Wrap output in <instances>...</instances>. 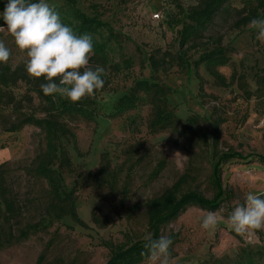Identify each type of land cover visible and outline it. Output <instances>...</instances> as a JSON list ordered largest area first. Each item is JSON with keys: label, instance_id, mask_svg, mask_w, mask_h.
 <instances>
[{"label": "rangeland", "instance_id": "obj_1", "mask_svg": "<svg viewBox=\"0 0 264 264\" xmlns=\"http://www.w3.org/2000/svg\"><path fill=\"white\" fill-rule=\"evenodd\" d=\"M71 1L79 11L88 16L97 14L105 23L101 34L108 40L109 59L104 87L86 98L92 120L61 117L76 135L77 150L64 141L71 167L63 168V175L65 187L74 192L80 223L72 216L55 220L46 213L48 187L35 171L44 150L42 131L29 125L8 131L23 115H44L34 78L19 71L15 83L0 85V91L7 95L0 106V199L6 210L0 226V264H35L40 255L44 256L42 264H106L114 245L142 241L149 234L146 202L162 194L186 171L191 152L195 153L191 188L211 196L210 149L208 152L190 133L186 135V119L193 115L199 116L194 126L208 142L213 120L220 121V153L236 151L247 158L222 164L223 187L231 192V198L215 211L222 217L215 232L201 227L209 212L189 207L162 227L161 236L173 240L170 251L176 264H239L246 256L255 264H264V230L240 236L226 223L247 193L264 198V163L256 157L264 156V95L256 92L257 76L264 74V44L256 39L255 29L233 26L255 0H228L186 55L193 64L201 53L214 47L213 39L221 38L229 62L219 71L227 79L235 75L228 87L218 84L204 64L190 75L176 64L178 32L187 21L184 12L200 0ZM46 2L57 8L70 4L65 0ZM7 3L0 0V13ZM154 14H159V19L154 20ZM3 27L0 40L11 55L1 65L10 72L26 70V52L17 48L7 26ZM97 66L95 60H89L87 67L94 70ZM236 77L243 78L250 97L243 94ZM140 80L170 89L165 101L177 119L171 128L150 131L151 96L143 92L137 93L134 110L115 115L118 98L132 91ZM160 161L166 166L152 178ZM104 165L113 176L111 186L89 176ZM92 212L99 218L98 224L92 221ZM142 264L152 262L148 259Z\"/></svg>", "mask_w": 264, "mask_h": 264}, {"label": "trees", "instance_id": "obj_2", "mask_svg": "<svg viewBox=\"0 0 264 264\" xmlns=\"http://www.w3.org/2000/svg\"><path fill=\"white\" fill-rule=\"evenodd\" d=\"M70 3L66 8L56 7L60 13L61 20L64 24L73 28L77 35L90 34L93 38V54L90 56V61L95 60L100 67L106 69L109 63L107 52V39L101 34L105 23L100 19L99 15L88 16L79 11L71 0H65ZM228 0H200L199 3L184 12V17L187 21L183 22L179 36V50L177 55V66L182 70L185 68L187 75L192 73V70L198 67L199 64H204L205 69L215 79V81L223 87H228L234 83L235 75H231L227 79L220 73L219 68L226 66L229 58L226 55V50L222 46L221 38L213 39L214 47L206 49L201 53L199 59L193 64L190 63L186 55L195 48L196 41L201 37L202 32L206 30L208 25L213 21L215 14L223 7ZM97 9V5L92 6ZM4 11V8H2ZM254 18H264V0H255V3L248 11L238 18L233 26L235 29H242L249 26L250 21ZM177 23H180L178 21ZM6 25L3 18H0V26ZM207 44V46H209ZM113 68L118 70L115 65ZM130 64L127 61V67ZM19 71L27 73L23 68H17L10 72V69L4 68L0 63V85L4 86L9 82L15 83ZM105 74L102 79H105ZM28 78V77H27ZM238 86L246 97H250L252 93L248 90L243 78L236 77ZM59 78H56L58 82ZM35 91L38 98L44 105V115L35 117L34 115H23L19 123L8 129L9 132L19 131L24 126H35L44 134V150L38 157L35 171L38 176L45 180L48 187L50 201L46 207V213L52 219L61 220L66 216H72L78 223L80 220L76 213V203L74 192L65 187L63 168L71 167V161L68 153L64 149V141L71 142L73 148L77 150V142L75 133L68 127L67 123L62 120L63 115L79 116L85 120H92L93 114L85 105L87 97L78 102H72L60 94L45 95L41 90V84L46 83L44 77L34 78ZM138 92H143L151 96L152 104V119L149 124L150 131L156 133L168 128H171L177 119L175 114L168 109L166 104V96L170 94V89L160 86L158 83L148 80H140L135 83V87L129 93L123 94L114 105L115 115H120L136 108L139 98ZM256 92L264 95V74L257 76ZM7 95L0 91V106L5 104ZM199 116L193 115L186 119L185 129L186 135L190 133L196 138L200 144L206 145L209 155L213 162L211 163V196H206L198 189L191 188V183L194 181L192 172L194 170V156L191 152L188 159V167L177 180L167 188L162 194L150 198L146 202V220L147 229L153 239H158L161 236V229L164 225L176 219L181 212L189 207H195L202 211L215 212L221 208V205L226 199L231 198V192L223 187L222 182V164L232 159H246L247 156L236 151L220 153L218 144L220 140V121L213 120L211 141L208 142L204 133L200 129H196L194 124ZM185 133V132H184ZM252 156V155H250ZM257 159L264 163V156L257 155ZM217 159V160H216ZM216 160V161H215ZM165 161H160L155 170L152 172V178H156L164 170ZM89 176L102 181L108 186L113 184V176L108 173L107 166H101L96 173L90 172ZM125 192V189L123 190ZM4 200L0 199V226L3 219ZM10 208L9 203L7 204ZM6 211V210H5ZM91 219L95 224L99 223V218L95 212L91 213ZM23 238L26 234L22 233ZM145 240L137 241L130 244L114 245L110 250V256L106 264H142L148 260L144 248ZM44 256L40 255L35 264H42ZM239 264H255L252 257L246 256Z\"/></svg>", "mask_w": 264, "mask_h": 264}, {"label": "clouds", "instance_id": "obj_3", "mask_svg": "<svg viewBox=\"0 0 264 264\" xmlns=\"http://www.w3.org/2000/svg\"><path fill=\"white\" fill-rule=\"evenodd\" d=\"M0 16L17 48L26 52L28 75L46 79L47 82L40 86L46 96L60 94L78 102L104 87L102 75L105 69L87 67L94 50L92 36L87 33L77 35L72 27L62 22L54 5L46 0L35 3L32 0H8ZM249 27L256 30V39L264 44V18L252 19ZM3 30L5 27L0 26V31ZM10 55V49L0 40V63H6ZM56 78H59L58 82ZM221 219L218 213L209 212L201 227L215 232ZM226 223L240 236L250 237L257 230H264V198L253 192L247 193L244 203L233 208ZM144 240L147 252L142 255H147L152 264H176L170 251L171 237L162 235L153 239L147 234Z\"/></svg>", "mask_w": 264, "mask_h": 264}, {"label": "built area", "instance_id": "obj_4", "mask_svg": "<svg viewBox=\"0 0 264 264\" xmlns=\"http://www.w3.org/2000/svg\"><path fill=\"white\" fill-rule=\"evenodd\" d=\"M152 18H153L154 20L159 19V14H154V15L152 16Z\"/></svg>", "mask_w": 264, "mask_h": 264}]
</instances>
